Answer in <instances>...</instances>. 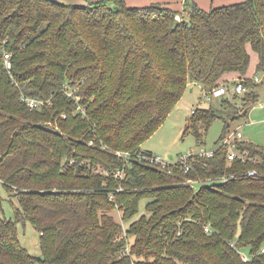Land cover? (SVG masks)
Wrapping results in <instances>:
<instances>
[{"label":"trees","instance_id":"16d2710c","mask_svg":"<svg viewBox=\"0 0 264 264\" xmlns=\"http://www.w3.org/2000/svg\"><path fill=\"white\" fill-rule=\"evenodd\" d=\"M250 49L264 72V0L210 9L185 0L184 11L0 0V180L19 203L9 218L0 197V264H264V146L238 139L246 161H229L223 144L188 171L139 156L153 153L143 142L190 85L208 93L237 73L247 89L222 103L239 111L240 98L248 115L262 83L247 75ZM218 108L196 109L186 131L201 140L223 118L222 142L230 123ZM118 150L131 153L124 177ZM27 222L39 256L19 236Z\"/></svg>","mask_w":264,"mask_h":264},{"label":"rangeland","instance_id":"374dc122","mask_svg":"<svg viewBox=\"0 0 264 264\" xmlns=\"http://www.w3.org/2000/svg\"><path fill=\"white\" fill-rule=\"evenodd\" d=\"M58 1L79 4L87 3V0ZM133 1L134 0L128 1L127 4L130 6H142L150 4L154 1L159 2L161 0H147L146 3L137 1L136 3L138 4H134ZM238 1L244 0H237L230 3ZM182 5V9H178V7H175L172 4H170V7L176 10L184 11L183 9L185 8V0ZM260 74L263 75L264 72H260ZM230 83L232 87L234 85V80H231ZM259 89L260 91H262L261 93L264 94V82L260 84ZM260 99L261 98L259 97L255 104L252 105V107L248 111V115H243V103L240 98H232V102H235V104L239 106V111H236L235 108H232L227 104L226 106L224 103H222L221 96L207 98L206 91L201 85H190L183 94L181 100L169 113L165 121L148 139L143 142L142 147L146 150L152 151L154 154L162 155L165 160L170 162H177L181 154L189 153L191 151H199L201 147H205L207 149L219 147L221 143H219V140L221 138L226 123L223 118H216L210 128L204 132L203 139L201 140L197 138V136L192 130L186 131V128L194 115L193 109L196 110L209 106L219 107L218 110H222L223 115L230 123V131L227 136L233 138V132L241 131L243 133L244 140H249L255 144L264 146V106L262 105ZM73 137L84 138L82 133ZM237 142L239 143V140H237ZM0 197H2L4 200L5 215L9 218L13 217L15 204L19 203L16 199H14L15 204L11 202L10 198L14 197L10 196L9 192L7 191L6 187L4 186L1 180ZM140 211H145L143 202H141ZM112 214H114L115 219L122 223L123 228L125 229V233L123 234V236H126V228L129 227V224L128 222H125L122 218L123 210L117 208L112 212ZM139 215L140 213L137 214V216ZM19 236L23 244L29 250V252L36 256L41 255L40 232L31 223L27 222V224L25 225L22 223L19 224ZM35 264L46 263L41 260H37Z\"/></svg>","mask_w":264,"mask_h":264},{"label":"built area","instance_id":"2783aa9c","mask_svg":"<svg viewBox=\"0 0 264 264\" xmlns=\"http://www.w3.org/2000/svg\"><path fill=\"white\" fill-rule=\"evenodd\" d=\"M5 54V61L7 63L8 67H11L12 62H11V52L9 51H4ZM254 80L257 82H264V74H255L254 76ZM247 89V87L242 83V82H237L235 83L232 87H228L225 83L220 84L219 86L213 88L212 90H210L208 93H206V97L207 98H214V97H220L223 95H228L230 96L232 94V92H238V93H242ZM264 98V96H263ZM29 103L31 106H35L39 104V100L37 99H30ZM262 105L264 106V99L262 100ZM193 112H195V109H193ZM234 136L233 138H231L230 136H227L221 143L219 146H222L223 144H227L229 149H228V160H234L236 158H240L243 161H246L249 157V152L248 150H239L237 148V140H244L243 138V133L241 131H235L233 132ZM217 148H212V149H207L205 147H201V149L199 151L196 152H189V153H184L181 154L177 160V162L185 165L186 170L188 171L191 167V162H192V158L196 155H204V156H214L215 152ZM117 154L125 157V159L127 160V163L123 166L120 167L118 169H116V171H114L115 176L117 177H124L125 174L127 173V168L130 165L128 160H129V156L131 155V153L129 151H121L118 150L116 152ZM141 159H144L146 161H150L152 163H158V164H162L163 166H168L169 164L173 163L170 161L165 160L162 155L159 154H144V153H140L139 154ZM253 161H255L254 158H252ZM248 174L250 175H258V170L256 168H251L247 171ZM207 229H209L208 227H206ZM264 251V248H263ZM249 258V254H245L244 255V260H248Z\"/></svg>","mask_w":264,"mask_h":264},{"label":"crops","instance_id":"0c3cea01","mask_svg":"<svg viewBox=\"0 0 264 264\" xmlns=\"http://www.w3.org/2000/svg\"><path fill=\"white\" fill-rule=\"evenodd\" d=\"M67 1H71V0H67ZM126 1L128 2V1H131V0H126ZM137 1H140V2H143V3L144 2L145 3L147 2V0H134L133 3L134 4H138V3H136ZM195 1L200 6H202L203 8L210 9L212 7L225 5L227 3L229 4L230 2L237 1V0H195ZM87 2H88V0H87ZM154 2H157V1H154ZM159 2H163V3H165V4L169 5V6H170V4H172L173 6L178 7V9H182L183 8V5L182 4H183L184 0H161ZM250 51H251V64H250V68L248 70L247 75L248 76H254L255 74H260V72L258 73V71H257V65H258V61H259V55L253 49H250ZM238 77H239V75L237 73H235V72L234 73H229L227 75L228 81L231 82V80H234V84H235V82H237L239 80ZM233 94H234V92H232L231 96ZM263 96H264V94L261 93L260 94V98H261L260 100H261V102L264 99Z\"/></svg>","mask_w":264,"mask_h":264},{"label":"water","instance_id":"95a60500","mask_svg":"<svg viewBox=\"0 0 264 264\" xmlns=\"http://www.w3.org/2000/svg\"><path fill=\"white\" fill-rule=\"evenodd\" d=\"M172 156V155H171ZM173 157V156H172Z\"/></svg>","mask_w":264,"mask_h":264}]
</instances>
